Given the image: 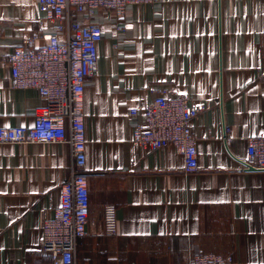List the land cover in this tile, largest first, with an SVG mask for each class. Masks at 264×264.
Returning a JSON list of instances; mask_svg holds the SVG:
<instances>
[{
  "label": "crops",
  "instance_id": "crops-1",
  "mask_svg": "<svg viewBox=\"0 0 264 264\" xmlns=\"http://www.w3.org/2000/svg\"><path fill=\"white\" fill-rule=\"evenodd\" d=\"M37 0H0V125L31 126L44 105L15 89L7 57L36 26ZM95 75L87 81L90 216L77 264H189L194 253L264 264V171H242L264 134V0H156L102 19ZM38 43V42H37ZM168 90L205 110L193 121L199 170L187 174L173 147L142 152L130 143L131 108ZM67 144H0V264H50L39 251L44 212L61 201L70 176ZM117 206L118 233L106 235L103 208Z\"/></svg>",
  "mask_w": 264,
  "mask_h": 264
},
{
  "label": "built area",
  "instance_id": "built-area-1",
  "mask_svg": "<svg viewBox=\"0 0 264 264\" xmlns=\"http://www.w3.org/2000/svg\"><path fill=\"white\" fill-rule=\"evenodd\" d=\"M156 0H37L39 16L35 27L7 57L11 85L36 90L44 105L34 111L31 126H1L0 144H67L71 150L70 176L61 185L60 204L44 212L39 251L50 264H77V249L87 234L90 190L87 166V130L83 111L87 81L97 72L98 46L104 38L102 19L123 16L128 6L138 10ZM38 42V43H37ZM204 104L190 103L187 95L163 90L144 105L131 108L142 116L132 129L130 143L142 152L173 147L183 158L187 174L199 170V137L193 121ZM223 134L229 154L242 171H264V134L247 139L246 155L230 149L231 127L223 119ZM106 235L118 233L117 206L103 208ZM231 256L194 253L189 264H234Z\"/></svg>",
  "mask_w": 264,
  "mask_h": 264
}]
</instances>
